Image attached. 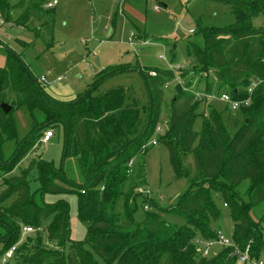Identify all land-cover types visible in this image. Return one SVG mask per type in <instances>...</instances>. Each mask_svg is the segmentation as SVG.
<instances>
[{"label": "trees", "instance_id": "obj_1", "mask_svg": "<svg viewBox=\"0 0 264 264\" xmlns=\"http://www.w3.org/2000/svg\"><path fill=\"white\" fill-rule=\"evenodd\" d=\"M219 1L231 5L235 20L224 26L203 25L198 20L204 46L190 42L188 53L195 57L198 70L213 71L214 81L206 83L207 96L252 97L249 105L240 107L244 121L233 134L223 110L213 107L207 114L201 112L206 96L178 84L173 98L165 101L166 84L180 77L175 68L112 66L100 72L85 92L60 100L45 89L22 52L9 45L3 48L6 62L0 66V104L7 102L12 110L5 113L0 107V243L4 253L19 243L13 256L17 264H236L234 246H225L213 257L197 250L198 240L216 238L213 223L221 217L218 196L231 209L235 244L241 251L249 246L253 259H264V228L250 215L251 207L264 201V25L254 24L255 18H264V0ZM44 3L0 0V15L52 49L56 11ZM19 42L23 47L34 43ZM137 69L148 90V104L130 102L123 87L100 90L104 81ZM22 107L28 109L32 127L19 139L13 113ZM163 112L169 115L168 126L165 133L157 134ZM200 116L203 120L196 128ZM54 127L64 131L61 167L34 158L20 175L9 176L42 142L45 131ZM154 137L168 149L176 178L189 181L188 189L169 207L138 191L147 185L143 167L135 166L133 177L130 172V161L135 163L139 154L147 153ZM9 141L14 145L7 153ZM72 157L83 171V181L68 173L66 164ZM32 171L38 173L35 190ZM247 179L249 203L237 196ZM46 193L78 194L79 218L87 224L83 241L71 238L68 201L60 198L48 203ZM140 198L148 210L139 222L135 214ZM158 211L178 215L185 222L171 223ZM23 225L37 234L21 242Z\"/></svg>", "mask_w": 264, "mask_h": 264}, {"label": "rangeland", "instance_id": "obj_2", "mask_svg": "<svg viewBox=\"0 0 264 264\" xmlns=\"http://www.w3.org/2000/svg\"><path fill=\"white\" fill-rule=\"evenodd\" d=\"M51 1L53 0H45V6H48ZM155 6L159 7L158 11L155 10ZM55 11L56 43L52 49H49L43 41L35 39L31 31L4 21L0 15V66H4L6 62L3 50L5 46L9 45L14 50L22 52L24 60L33 73L38 78L41 79L44 76L49 81L43 84L45 89H49L59 99H71L85 92L89 85L95 82L100 72L112 66L122 64L134 68L173 66L178 70L180 77L166 84L165 101L173 98L180 84L186 91L195 92L199 97L206 96L200 108L201 112L207 114L213 107L223 110V119L230 133H235L243 123L244 116L241 109L231 110L221 100L219 94L206 95L204 86L205 83L214 81L213 71L198 70V67L194 66L195 57L188 53L190 42L204 46V37L199 33L198 20L203 25L211 26H224L235 20L230 4L219 0H58ZM254 24L264 25V18L262 16L255 18ZM156 38H167V41H162V44L161 41H155ZM19 40L34 41V43L23 47ZM131 40L135 41L136 45L130 44ZM60 76L62 78L58 81ZM114 87L125 88L128 95H134L142 104H147L149 101L144 78L138 69L113 76L102 83L100 90L106 91ZM251 98L250 96L247 98L248 105L252 101ZM13 115L16 120L18 138L24 139L32 127L29 111L26 107H22L16 109ZM165 116L166 113L163 114V118ZM202 120L200 116L196 128ZM50 129L55 132L52 140L42 142L33 148L9 176L20 175L34 158L53 162L56 168L61 167L64 131L62 127ZM166 129L165 122L161 120L157 134L165 133ZM154 140H156L155 137L148 142L151 147L147 153L136 157L131 176H134L135 166L136 169L143 167L147 185H141L138 191L141 188L147 190L146 194L155 198L162 207H169L188 189L189 181L186 178H176L168 149L160 142L153 144ZM13 145V141L7 143V153L12 150ZM189 161L191 162V159ZM66 166L73 179L84 180L83 171L75 158H69ZM37 175V171H32L30 176L33 190L39 185L38 180H35ZM128 184L126 190L129 187ZM249 187L250 180L247 179L238 188L239 200L249 203ZM60 198H65L70 206L72 240L83 241L87 236V224L79 218L78 194L46 193L44 200L53 203ZM216 203L221 211V217L213 223L216 228V238L211 240L213 243L207 257L215 256L225 247L219 242L220 233L231 239L234 233L235 223L230 207L225 206L224 199L219 196L216 198ZM146 210L148 209L142 205L140 198L139 208L135 214L137 221H143ZM158 212L171 223L185 222L178 215ZM250 215L255 221H260L264 228V201L253 205ZM50 219L43 229L45 237H47L46 228ZM36 234V229L26 233L22 229L21 242L27 236L35 237ZM16 245L19 246V243ZM197 247L201 248L202 244L197 243ZM65 251H68V247ZM0 264H17L15 258L5 260L1 243Z\"/></svg>", "mask_w": 264, "mask_h": 264}, {"label": "built area", "instance_id": "obj_3", "mask_svg": "<svg viewBox=\"0 0 264 264\" xmlns=\"http://www.w3.org/2000/svg\"><path fill=\"white\" fill-rule=\"evenodd\" d=\"M58 3V0H53L51 1L49 4H48V7H51V6H55L56 4ZM156 9H158L159 7L158 6H155ZM162 57H164L163 55H161ZM152 75H155L156 73L154 71L151 72ZM59 80H61V77L58 78ZM44 84L46 83H49V81L47 80L46 77H41L40 79ZM260 82V80H257V81H254L251 85V87L249 88V92H252L254 87ZM221 100H223L231 110H238L240 109V107L242 105H248L249 103V99H243V100H237V99H234L231 97L230 94L228 93H223L221 96H220ZM55 136V132L52 130V129H49V130H46L43 137H42V141L43 142H47L49 141L51 138H53ZM157 141L154 140L153 141V144H156ZM134 164V159H132L129 163V167H130V172L132 171V166ZM140 192H143V193H148L147 190L145 189H139ZM227 205V204H225ZM23 231L26 233V232H31L33 231V228L31 226H24L23 227ZM220 243L224 246H234L235 247V251L236 253L238 254V260H237V264H264V259H253L251 256H250V253H249V246L246 248L245 251H241L239 249V247L235 244L234 240L231 239V238H227L225 237L223 234L220 233ZM198 243L202 244V247L201 248H198V250L200 252H202L205 256L209 255L210 253V247L212 245V241L210 242H206V241H201V240H198ZM17 249V245H14L12 246L8 251H6L5 253V260L7 259H10V258H13L14 254H15V250Z\"/></svg>", "mask_w": 264, "mask_h": 264}, {"label": "crops", "instance_id": "obj_4", "mask_svg": "<svg viewBox=\"0 0 264 264\" xmlns=\"http://www.w3.org/2000/svg\"><path fill=\"white\" fill-rule=\"evenodd\" d=\"M155 10H159V8L158 9H156L155 8ZM193 31V30H192ZM135 36H137V35H135ZM138 36H139V34H138ZM140 38H142V37H140ZM162 42V41H161ZM160 42V43H161ZM144 43H147V41H144ZM130 44H133V45H136V42L135 41H132L131 40V42H130ZM162 44H163V42H162ZM174 47H176V46H174ZM164 56V55H163ZM165 57V56H164ZM142 67H144V66H142ZM170 68H174L173 66L172 67H170ZM61 77V76H60ZM59 78V77H58ZM62 78V77H61ZM58 81H59V79H58ZM147 88V87H146ZM206 88V83H205V86H204V89ZM53 97H55V98H57V99H59V97L57 96V95H55L53 92H51L49 89H46ZM147 92H148V90H147ZM129 97H128V99H129V101L130 102H132V103H134L135 101H138V103L139 104H141V105H145V104H142V103H140L141 101L138 99V98H136L134 95H128ZM148 96H149V94H148ZM72 98H74V97H72ZM71 98V99H72ZM60 100H68V99H61L60 98ZM149 100H150V97H149ZM166 100V99H165ZM149 102V101H148ZM169 102V101H168ZM148 104V103H147ZM164 113H166V116H165V118H163V114ZM223 116H224V113H223ZM161 120H163L164 122H165V125L166 126H168V120H169V115H168V113L167 112H163L162 113V115H161ZM225 121V120H224ZM52 140V138L49 140V141H51ZM49 141H47V142H49ZM43 142V141H42ZM41 142V143H42Z\"/></svg>", "mask_w": 264, "mask_h": 264}, {"label": "water", "instance_id": "obj_5", "mask_svg": "<svg viewBox=\"0 0 264 264\" xmlns=\"http://www.w3.org/2000/svg\"><path fill=\"white\" fill-rule=\"evenodd\" d=\"M0 107L4 110L5 113H9L12 110V105L7 102H2Z\"/></svg>", "mask_w": 264, "mask_h": 264}]
</instances>
